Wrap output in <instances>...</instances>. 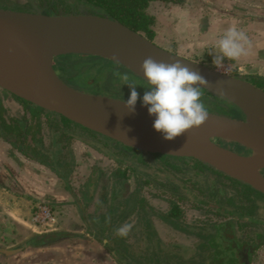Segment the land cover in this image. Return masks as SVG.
I'll return each mask as SVG.
<instances>
[{"label": "flooded vegetation", "instance_id": "obj_1", "mask_svg": "<svg viewBox=\"0 0 264 264\" xmlns=\"http://www.w3.org/2000/svg\"><path fill=\"white\" fill-rule=\"evenodd\" d=\"M209 1L215 4L216 0ZM32 2L42 13H53L52 7L56 6L54 0ZM0 7L35 11L29 0H0ZM154 20L153 32L155 17ZM231 71H234L233 66ZM242 78L264 89V77L251 75ZM201 101L207 111L243 117L236 106L219 97L202 93ZM20 120L26 121L28 133L18 136L12 133V129H7L6 135L4 129L7 126L12 128ZM61 127L59 115L41 111L0 88V190L44 205L54 217L56 212L59 215L67 212L70 203L80 204L74 194L77 185L84 187L82 196L88 198L96 187L103 188L105 183L110 189L106 193L109 207L99 211L96 206L85 216L81 212L77 216L80 220L97 215L105 221L107 233H114L111 229L115 222L120 223L118 227L130 223L133 225L131 233L146 240L147 246L156 248L157 254L175 256L177 264H264V194L194 158L123 150L118 159L107 147H96L92 138L60 137L63 136ZM67 129L69 134L78 131L72 124ZM34 137L36 141H33ZM217 141L223 144V141ZM80 146L89 156L99 154L101 158L97 160L102 163H115L112 173L105 177L106 173L98 166L90 164L86 180L74 185L72 180L76 177V170L80 169ZM57 149L60 151L53 156L50 150ZM235 150L248 154V150L239 146ZM48 153L49 159L46 157ZM261 172L264 175V169ZM116 185H120V191L110 194ZM64 190L70 193L72 202L59 194ZM94 196L95 192L92 198ZM118 198L120 203L116 200ZM60 207L67 210L61 212ZM58 216L54 217L55 223ZM51 232H57L58 238L40 241V244L69 235L62 230L53 229ZM189 237L195 239L196 247L190 254L192 257L181 258L186 254L182 242ZM25 243H34V237Z\"/></svg>", "mask_w": 264, "mask_h": 264}, {"label": "water", "instance_id": "obj_2", "mask_svg": "<svg viewBox=\"0 0 264 264\" xmlns=\"http://www.w3.org/2000/svg\"><path fill=\"white\" fill-rule=\"evenodd\" d=\"M29 1L35 11L0 7V88L123 146L194 158L264 194L263 88L160 47L120 21L84 12L45 14ZM66 55L99 57L123 66L141 80L144 59L180 60L207 81L200 89L236 106L243 117L207 111L201 125L165 140L152 128L154 118L140 101L130 112L121 98L84 92L64 81L57 61ZM237 146L248 154L236 151ZM55 238L57 232L38 236L42 241ZM22 249L0 251L13 255Z\"/></svg>", "mask_w": 264, "mask_h": 264}, {"label": "crops", "instance_id": "obj_3", "mask_svg": "<svg viewBox=\"0 0 264 264\" xmlns=\"http://www.w3.org/2000/svg\"><path fill=\"white\" fill-rule=\"evenodd\" d=\"M194 1L198 2L199 8L202 9L196 10ZM247 4L246 11L243 10L247 17L243 16L245 14L241 11L239 0H216L215 4L209 0H190L185 4L156 1L149 4L147 11L156 19L155 35H168L167 41H162L174 46L173 53L206 65L212 62L210 53H218V49L215 48L216 41L224 30L235 23L238 30L243 31L249 40L247 55L237 60H228L234 67L235 75L264 77V0H247ZM154 43L163 47L160 43ZM91 155L94 159L101 158L96 153ZM102 186L104 187H96L95 191H92L91 198L86 197L85 202L76 204L79 213L87 215L85 207L91 200H95L94 204L100 209L109 207L106 193L110 192V189L105 183ZM118 191L120 185L110 194ZM94 192L95 196L92 198ZM0 194L7 197V202H12L8 203V208L4 212L6 218L0 217V226L11 225L12 230L2 227V231L8 229L6 233L10 231V240L14 242L22 239L25 243L34 237V243H25L26 245L21 246L23 249L13 255L0 253V264H176L173 258L175 256L157 254L156 248L147 246L146 240L135 233L130 232L124 238L117 236L115 230L120 223L113 224L111 230L114 233H107L104 229L105 221L100 217L93 218L91 226L88 216L81 220L77 219L70 209L60 215L56 212L54 216L59 215L56 224H60V228L69 235L55 242L40 244L42 240H39L38 236L45 231L37 230L41 226L33 220L39 203L26 197L11 196L3 190H0ZM16 228L20 229L22 237L18 235L19 232H13ZM15 234L18 236L15 237ZM5 236L6 234L0 232V246L8 239ZM167 240L168 237L165 241ZM1 247V250L20 248L7 245Z\"/></svg>", "mask_w": 264, "mask_h": 264}, {"label": "clouds", "instance_id": "obj_4", "mask_svg": "<svg viewBox=\"0 0 264 264\" xmlns=\"http://www.w3.org/2000/svg\"><path fill=\"white\" fill-rule=\"evenodd\" d=\"M248 46L247 35L233 23L216 41L218 53H210L213 67L219 70L225 60H237L247 55ZM140 69L144 81L142 87L146 89L139 97L141 106L147 107L148 115L154 118L152 128L161 133L163 139L171 141L207 119L208 112L201 101L200 91V86L206 85L207 81L198 72L190 71L180 60L165 63L151 57L142 61ZM122 79L129 86L130 93L126 100H120L132 112L139 95L137 85L129 84L127 75ZM132 228V224L125 223L115 230V234L121 238L127 237Z\"/></svg>", "mask_w": 264, "mask_h": 264}, {"label": "trees", "instance_id": "obj_5", "mask_svg": "<svg viewBox=\"0 0 264 264\" xmlns=\"http://www.w3.org/2000/svg\"><path fill=\"white\" fill-rule=\"evenodd\" d=\"M71 5H68L64 7L65 9L62 12H54L49 13L45 12L46 14H55V13H90V14H98L106 16L110 19L117 20L128 26L129 28L141 32L146 36L148 39H153V29L152 26L154 24V17L147 13L148 5L151 2L160 1L163 3H176V4H183L187 0H70ZM49 8V7H47ZM57 65L59 67V73L60 76L63 78L64 81L72 85L73 87L80 89L84 92L91 93V89L100 90L97 93L92 94H104L102 93L103 87L99 82V79L94 80L93 83L88 84L84 79V75L87 73V71L97 68L98 70H105L107 74L111 78V87L113 86L114 82L122 81V78L124 75H127L129 77V84H135L137 85V89H144L142 86L144 85V81L140 78L136 77L134 74L126 70L123 66L104 60L99 57L90 56V55H66L60 57V59L57 61ZM83 78L81 81H78V78ZM127 85V84H126ZM127 89H129V86L127 85ZM201 93H207L206 91L200 89ZM106 94V93H105ZM209 94V93H208ZM108 95V94H106ZM110 96V95H109ZM118 98L127 99L128 95L122 94L121 92H118V95H116ZM138 101V100H137ZM141 102V101H140ZM61 118L62 127H61V133L63 136H60L62 138L74 136L80 139H89L92 138L94 140L95 146H105L108 149H110L112 152L114 151L115 158L122 157L123 150H131L139 152L136 149L123 146L119 143H116L104 136H100L90 130H87L79 125H76L72 123L71 121L67 120L66 118L59 116ZM72 124L76 126L78 131H74L71 134L67 128L68 125ZM12 129V132L14 135L18 136H25L29 129L27 127L26 121H17L12 128H8V126L4 129L5 134L8 135V130ZM38 131H36L35 134H37ZM67 133V134H66ZM5 135V136H6ZM38 135V134H37ZM8 137V136H7ZM33 141H36L35 137L33 138ZM39 142V141H38ZM37 144V143H36ZM48 151V150H47ZM60 149L57 150H50L52 152L51 154L54 156L57 152H59ZM63 151V150H62ZM50 154H46V157L49 159ZM120 159V158H118Z\"/></svg>", "mask_w": 264, "mask_h": 264}, {"label": "rangeland", "instance_id": "obj_6", "mask_svg": "<svg viewBox=\"0 0 264 264\" xmlns=\"http://www.w3.org/2000/svg\"><path fill=\"white\" fill-rule=\"evenodd\" d=\"M12 1H14V0H12ZM17 1V0H16ZM18 2H23V0H18ZM54 2H55V7H52L53 8V11L54 12H62L65 8L64 7H66V6H68V5H71V1L70 0H54ZM239 2H240V8H241V11H246V6H248V4H247V0H239ZM262 3H263V1H261ZM194 7L196 8V10H198V9H202V8H199L200 6V4H198V2H196V1H194ZM250 3V2H249ZM250 5V4H249ZM52 8H51V10H52ZM50 9V8H49ZM235 10V9H234ZM243 11V12H244ZM246 12H244V14H245ZM243 16H246V14L245 15H243ZM247 17V16H246ZM248 17H250V15L248 16ZM157 33H160V32H157ZM144 35V34H143ZM167 37H168V35H166V34H162L161 36H158V35H155L154 36V38H153V41L154 42H156V43H160V45H162L165 49H167V50H169V51H172V52H174V46H170L169 44H167L166 42H163L162 40H165V41H167L166 39H167ZM199 59V58H198ZM201 59V58H200ZM225 62L226 63H229V65H231L232 66V64L230 63V62H228V60H225ZM224 62V63H225ZM208 64V66H210V67H213V65H212V62H210V63H207ZM230 74H234L235 75V72L234 71H231L230 72ZM84 77V79L83 78H78L77 80L78 81H81L82 79H83V81H85L86 83H88V84H91V83H93L94 82V80H97V79H99V82H98V84L100 83L101 84V86L103 87V89L101 90L102 91V93H106V94H108V95H110V96H116V95H118V92H121L122 94H126V95H128L129 96V93H130V88L129 89H127V85L126 84H124L125 82L123 81V79H122V81H117V82H114L113 83V86L111 87V78H112V76L110 77L108 74H107V72L105 71V70H103V71H101V70H98L97 68H93V69H91V70H89V71H87V73L83 76ZM129 82V81H128ZM91 91V93H97L98 91H100V90H96V89H91L90 90ZM136 91L138 92V101H140V98L139 97H142L143 96V94H144V92L146 91V90H144V89H142V88H140V89H137L136 88ZM222 111H225V110H223L222 109ZM215 112V111H214ZM220 114H223V113H220ZM226 115V114H225ZM78 152H79V168L80 169H77L76 170V172H77V174H76V177L74 178V180H72L73 182H74V185L76 184H80L81 182H84V180H86V178H87V175L89 174L88 173V171H87V168H88V165H90V164H95L96 166H98V168H100L104 173H106L105 174V177H107V175L109 176L110 175V173H112L111 171L113 170V168H115L116 167V165H115V163H113L112 161H111V163H107V162H105V163H103L102 164V161H100V160H97V159H94L93 158V156H89V155H87V154H85V152H84V150H83V148L80 146V148L78 149ZM85 159V160H84ZM99 163H101V164H99ZM87 165V166H86ZM111 178H109V180H110ZM132 182H133V180H132ZM78 186V185H77ZM76 186V190L74 191V194H75V196L79 199V203L81 204V203H83V202H85V199L86 198H84L83 196H82V190H84V187H81V188H79V187H77ZM133 188H134V185H133ZM60 190H62V189H60ZM60 192V191H59ZM60 195H62L64 198H67L68 200H70V202H72V198H71V195H70V193L68 192V191H66V190H64V191H61V193H59ZM97 194H99V192L97 193ZM119 203H120V199L118 198V199H116ZM92 202L91 203H89V205L88 206H86L85 208V213L86 214H91L93 211H94V207H95V205L96 204H94V202H95V200H91ZM8 203L9 204H11L12 202L10 201V202H7V197H5L4 195H2V194H0V217H4V218H6V216L4 215V212L6 211V208H8ZM116 203V202H115ZM90 205H92V207H90V209H89V206ZM6 206V207H5ZM97 206V205H96ZM17 207V204L15 205V208ZM68 207H69V209L73 212V214L77 217L78 215H80L79 214V212H78V208H77V206L75 205V204H73V203H70V205H68ZM61 208V212L62 211H66L67 209H66V207H60ZM10 210H12L11 208H9ZM21 209V208H20ZM89 210V212L87 213L86 211H88ZM100 210H102V209H99V211ZM13 212H14V210H13ZM68 212V211H67ZM70 212V211H69ZM64 213H66V212H62L61 214H64ZM3 215V216H2ZM16 216V215H15ZM96 217H98L97 215L94 217V218H96ZM67 218V217H66ZM77 219H79L78 217H77ZM88 219L90 220V222H91V226H92V224H93V218H91L90 216H88ZM95 220V219H94ZM2 227H6V226H3V224H1V226H0V232H3L4 234H6V236L5 237H8V239H6L3 243H5L4 245H1V246H18L21 242H23L22 241V239H19L18 241H16V242H14L13 240H10V236H11V233H10V231H8V233H6L7 232V230L8 229H11L12 230V228H11V225H8L6 228H8L6 231H2ZM17 228H18V226H16ZM17 228H16V230L15 231H13V232H19L18 233V235L19 236H21V231H19V230H17ZM40 229H37V230H41V231H45V232H43V233H48V232H51L53 229H56V230H62L63 232H66L64 229H61L60 228V224H56V223H50L49 225H46V226H44V227H39ZM21 230H23L24 231V229L22 228ZM42 234V233H41ZM99 234V233H98ZM17 234H15L14 236L15 237H17L18 236ZM22 237V236H21ZM185 240L182 242L183 244L182 245H184V247H185V250L184 251H186V254H184V255H181V258H190V257H192L190 254H191V252L195 249V247H196V244H195V239L194 238H192V237H189V238H184ZM174 241L176 242L177 241V239H174ZM169 242H172V240L171 241H169ZM187 248V249H186ZM177 251H180V250H177ZM177 257V256H176ZM180 257V256H179ZM177 264V263H176Z\"/></svg>", "mask_w": 264, "mask_h": 264}, {"label": "built area", "instance_id": "obj_7", "mask_svg": "<svg viewBox=\"0 0 264 264\" xmlns=\"http://www.w3.org/2000/svg\"><path fill=\"white\" fill-rule=\"evenodd\" d=\"M223 72L230 73L231 72V66L227 63H224L223 67L219 69ZM33 220L35 223L39 224L41 227H44L46 225H49L50 223L54 222V217L49 212L48 208L44 205L38 204L37 206V212L34 214Z\"/></svg>", "mask_w": 264, "mask_h": 264}]
</instances>
